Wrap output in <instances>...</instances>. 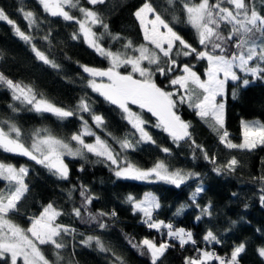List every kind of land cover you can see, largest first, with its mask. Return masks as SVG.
<instances>
[{
	"label": "trees",
	"instance_id": "1",
	"mask_svg": "<svg viewBox=\"0 0 264 264\" xmlns=\"http://www.w3.org/2000/svg\"><path fill=\"white\" fill-rule=\"evenodd\" d=\"M145 2L146 0H105L104 4L93 6L87 4L86 0H80L84 7L100 13L109 26L107 32L99 25L93 28L98 35L104 33L99 41L102 46L112 51L129 53L130 49L125 50L122 47L128 41L135 47L146 43L140 24L134 16V12ZM147 2L156 8L174 31L194 47H200L195 30L186 23L180 0L171 7L167 5L166 0ZM253 3L256 10L264 14V0H253ZM0 8L22 31L32 37L31 43H26L15 34L12 25L0 21V73L14 82L32 87L38 97L42 95L44 99L65 109L76 111L79 101L84 98L92 112L104 119V127L98 128L87 112L77 111V115L64 120L51 113H38L31 105L14 100L11 90L0 85V127L7 130V124L3 122L15 123L21 129V141L26 146H30L33 133L37 129H48L51 134L72 145V134L80 132L83 121H87L91 130L119 153L121 164L127 162L142 169H149L158 160H163L170 170L199 173L198 177L189 179L179 188L162 181L117 178L114 175L116 167L111 165L110 161H102L101 158L87 153L84 158H65L69 176L67 179H60L43 165L25 156L5 153L0 149V162L29 169L25 177L29 190L18 203V210L10 214L13 222L27 228L30 226V218L38 216L43 208L51 203L63 213L56 223L75 230L62 234L66 247L58 250L61 257L59 261L55 255L57 250L50 245L41 246L50 261L54 264H119L116 260L118 256L125 264H151L148 256L140 255L139 251L131 246L132 243L148 238L158 244L167 240L175 245L165 252L158 264H184L185 257L199 254L196 248L214 251L228 259L234 247L240 243H244L246 247L238 257V264H264V258L257 252L258 248L264 247V203H261L260 199L264 195V180L260 179L264 177V146L252 151L228 149L219 142L218 135L209 126V122L196 115L195 109L186 103H178L177 112L182 120L190 122L189 131L195 145L192 140L174 143L166 132L153 126L156 118L151 113L137 105H131L132 111L149 122L147 127L156 143H139L134 149L122 150L113 137H133V142L136 143V131L124 119V113L117 106L88 87L91 78L84 75L82 66L106 69L110 64L108 59L90 47L83 35L79 34L78 24L65 21L62 17L51 16L43 10L38 0H0ZM66 10L78 18L82 16L78 9ZM26 11L35 14L37 25L31 28L28 26L23 15ZM73 33H78L77 39L72 38ZM117 35L119 39H113V36ZM45 36L48 39H44ZM32 45L59 67L53 68L39 60L32 51ZM177 60L181 65L187 63L194 66L193 70L202 79H206V61H197L192 56H180ZM144 66H148L147 63ZM120 71L131 72V67L121 68ZM179 74L181 73L177 70L166 78L157 73L153 79L161 88L173 91L175 87L170 86L168 80ZM234 88L236 83L229 82L225 128L229 132V139L239 144L242 142L241 120L264 122V80L259 79L247 87L239 88L236 98L232 97ZM176 97L175 95L174 98ZM13 108L16 111H13ZM109 133L111 135H108ZM196 145L202 146L210 157L215 156V164L206 160ZM165 147L170 149V153L161 151V148ZM233 157L239 161L234 172L222 170L221 174H217L213 171L214 167L227 164ZM81 167L83 171H80ZM82 185L93 197L86 209L82 207ZM198 185H201L204 191L197 197V202L201 207L211 204L212 213L210 217L203 216L200 220L195 219L200 215V209L190 199ZM4 186V181L0 179V190H3ZM129 194L137 200H143L145 194L154 195L161 205L153 214L154 219L171 223L174 228L191 231L197 245L188 244L181 248L177 241L167 236V229L159 232L149 229L142 222L143 214L134 213L132 205L126 201ZM181 205L186 207L181 214L176 215ZM74 207L81 208L83 220L73 214ZM100 212H115V216L100 217L106 225L105 228L98 227L96 222H86L89 214ZM209 229L221 240L220 244H207L202 240ZM89 236L98 237L109 251L101 252L95 241L91 246L82 243ZM0 264H4L3 260H0Z\"/></svg>",
	"mask_w": 264,
	"mask_h": 264
},
{
	"label": "snow or ice",
	"instance_id": "2",
	"mask_svg": "<svg viewBox=\"0 0 264 264\" xmlns=\"http://www.w3.org/2000/svg\"><path fill=\"white\" fill-rule=\"evenodd\" d=\"M86 2L95 6L104 4L105 0H86ZM38 3L51 16L62 17L65 21H74L78 24L79 34L83 35L88 45L108 59L110 66L106 69L82 66L83 71L92 77L88 81V87L124 113V119L139 133L136 144H155L156 141L145 128L148 121L132 111L129 105H137L140 109L151 113L156 118V123L153 126L166 132L173 142L177 143L182 140H192L189 131L190 122L182 120L177 112L178 103H187L190 108L195 109L197 116L205 122H209V126L218 135L219 142L226 148L252 151L259 146H264V122L259 120H241V143L236 144L229 139V132L225 128V103L223 102L229 81L236 82V88L232 91V97L236 98L238 89L249 86L252 79L264 80V14L256 10L253 0H198V2L180 0L186 16V23L195 30L199 48L194 47L174 31L156 8L146 0L134 12L146 43L135 47L131 41H128L122 46L123 49H130L131 53H138V55L128 51H112L104 48L99 42L104 33L98 35L93 28L99 25L107 32L108 24L104 22L100 13L81 5L80 0H38ZM166 3L171 7L177 3V0H166ZM66 9H78L82 16L78 18ZM149 14L152 16L151 19H149ZM23 15L30 28L37 25L33 12L26 11ZM0 21H6L12 25L15 34L20 39L31 43L32 37L22 31L2 8H0ZM225 30H227L226 33ZM109 35L111 34L109 33ZM72 38L77 39L78 33H73ZM44 39H48V37L45 36ZM113 39H119V36H113ZM32 51L43 63L49 64L53 68L59 67L35 45H32ZM180 56H192L197 61H206L207 66L204 71L206 79H202L193 70L194 66L187 63L179 64L177 58ZM145 61L148 66H144ZM128 66L131 67V72L120 71L121 68ZM236 69L244 75H239ZM177 70L181 74L169 79L168 84L184 90V94L179 96L178 100L173 99L176 95L175 91H166L158 86L153 79L157 73L167 78L170 73ZM135 74H138L139 78H136ZM249 76L252 79L247 78ZM96 77H106L107 83H97ZM0 85L11 90L14 100L31 105L33 110L38 113H51L58 119L64 120L77 115V111L87 112L92 116L96 127H104L103 117L93 113L84 98L79 101L77 110L73 111L56 106L44 99L42 95L38 97L32 87L14 82L3 73H0ZM218 97L221 99L218 100ZM10 107L12 106L10 105ZM13 111L16 109L13 108ZM80 118L83 120L82 116ZM3 123L7 124V130L0 127V149L5 153L26 156L37 164L43 165L60 179H67L69 176V168L63 157L67 155L84 158L86 153H91L101 158L102 161H110L111 165H116L114 175L117 178L147 180L154 176L158 180L179 188L189 179L199 176V173L185 172L180 169L170 171L163 160H158L149 169H142L127 162L121 166L119 153H116L99 136H95L87 121H83L82 130L73 133L70 138L71 141H75L79 145L76 148H73L69 142L51 134L48 129L35 130L31 145L26 146L21 141V129L15 123L7 121ZM85 136H95V142H85ZM113 139L123 150L136 146L127 136L123 139L116 137ZM192 143L195 145L194 140ZM196 147L203 152L206 160L215 164V156L210 157L202 146L196 145ZM161 151L170 153V149L166 147L161 148ZM238 163L239 161L233 157L227 164L214 167L213 171L217 174H221L222 170L234 172ZM80 171H83L82 167ZM28 173L29 169L25 166L16 167L11 163L0 162V179L7 181L9 185L7 191L0 190V260H3L4 264H9L8 258L10 257V264H17L18 258L22 260V264H54L46 257L41 246H52L54 250H57L55 252L57 261L61 259L58 250L66 247L62 234L75 231L56 223L57 218L63 213L49 203L38 216L30 218V226L27 228L21 227L10 218V214L18 210V203L29 190L25 182ZM260 179L264 180V177ZM203 191L204 188L198 185L190 197L192 203L200 209V215L195 217L196 220L212 215L211 204L201 207L197 202V197ZM80 195L83 198L82 207L86 209V205L92 202L93 197L87 193L86 187L83 185ZM260 199L261 203H264V195ZM126 201L132 205L134 213L143 214L142 222L149 229H156L158 232L167 229V236L177 241L181 248L188 244L197 245V240L191 231L174 228L171 223L154 219V211L161 207L154 195L145 194L143 200H137L129 194ZM185 207V205H181L175 214H181ZM72 212L76 217L84 219L80 207H74ZM106 215L115 216V212L89 214L86 222H96L98 227L105 228L106 225L100 220V217ZM202 240L207 244L221 243V240L211 229L203 235ZM93 241L101 252L109 251L98 237L89 236L82 243L91 246ZM131 246L136 248L140 255L148 256L151 264H158L165 252L175 245L170 244L167 240L158 244L152 239L145 238L138 243H132ZM245 247L244 243L234 247L228 259L219 256L214 251L196 248L199 254L185 257L184 264H238V257L245 251ZM257 252L259 256L264 257V247L258 248ZM116 260L119 264H125L121 257L117 256Z\"/></svg>",
	"mask_w": 264,
	"mask_h": 264
},
{
	"label": "rangeland",
	"instance_id": "3",
	"mask_svg": "<svg viewBox=\"0 0 264 264\" xmlns=\"http://www.w3.org/2000/svg\"><path fill=\"white\" fill-rule=\"evenodd\" d=\"M152 18V16H151V14H149V19H151ZM98 26V25H97ZM94 27H96V26H94ZM142 30V29H141ZM162 31H164V29H161ZM143 32V31H142ZM147 62L145 61L144 62V65L146 64ZM236 71L238 72V74L239 75H241V76H243L244 74L243 73H240L239 72V70L238 69H236ZM138 78H139V76H138V74H135ZM180 75V74H179ZM136 77V78H137ZM247 78H249V79H252L250 76L249 77H247ZM257 80H259V79H252V82L250 83V84H252V83H255ZM100 82H103V83H107V81H97V83H100ZM230 83H231V81H229ZM232 83H236V82H232ZM249 84V85H250ZM227 90H228V85L226 86V93H225V96L223 97V102L225 103V107H226V96H227ZM173 91H175L176 92V98H177V100H178V98H179V96H181V95H183L184 94V90L183 89H179L178 88V86H175V89L173 90ZM198 94V93H197ZM176 98H174L173 97V99H176ZM194 99H195V97H194ZM218 100H220L221 98H217ZM18 102H21V101H18ZM187 104V103H186ZM131 105H129V107H130ZM149 123V122H148ZM147 123V124H148ZM147 124L145 125V128H146V130L149 132V134L151 135V133H150V130L148 129V127H147ZM82 130V129H81ZM13 136L15 135L14 133L12 134ZM135 135L138 137L139 136V133H137V132H135ZM95 136H97L96 134H95ZM95 136H85L84 137V139H85V142H87V143H94L95 142ZM135 137V136H134ZM134 145H136L135 146V148L137 147V145L138 144H136V143H134L133 142V137H127ZM32 140H33V138H32ZM32 140H31V143H32ZM31 143H30V145H31ZM74 145V146H73ZM73 148H76V147H79V145H77L76 144V142L74 141V144H72L71 145ZM130 149H134V148H130ZM123 150V149H122ZM127 150V149H126ZM87 154V153H86ZM65 158H73V159H75V158H80V157H72V156H67V155H65L64 157H63V159H65ZM111 163V162H110ZM119 163H120V165L121 166H123L124 164H121V162L119 161ZM115 167H117L116 165H114ZM170 170V169H169ZM170 171H172V170H170ZM162 181V180H158V179H156L154 176L153 177H151V178H149V179H147V180H141V181ZM4 181V183H5V186H4V191H7V189H8V187H9V185H8V182L7 181H5V180H3ZM162 182H165V181H162ZM166 183V182H165ZM157 210H155L154 211V213L156 212ZM153 213V214H154ZM58 219V218H57ZM264 258V257H263ZM9 259H10V257H9ZM17 264H22V260L21 259H19L18 258V261H17Z\"/></svg>",
	"mask_w": 264,
	"mask_h": 264
},
{
	"label": "water",
	"instance_id": "4",
	"mask_svg": "<svg viewBox=\"0 0 264 264\" xmlns=\"http://www.w3.org/2000/svg\"><path fill=\"white\" fill-rule=\"evenodd\" d=\"M84 75H85L86 77L92 79V77H91L88 73H85V72H84ZM95 79H96V81H107V78H106V77H105V78L96 77ZM187 141H188V140H182V141H180V142L185 143V142H187ZM25 157H26V156H25ZM27 158H28V157H27ZM28 159H29V158H28Z\"/></svg>",
	"mask_w": 264,
	"mask_h": 264
},
{
	"label": "built area",
	"instance_id": "5",
	"mask_svg": "<svg viewBox=\"0 0 264 264\" xmlns=\"http://www.w3.org/2000/svg\"><path fill=\"white\" fill-rule=\"evenodd\" d=\"M173 225V224H172ZM174 226V225H173Z\"/></svg>",
	"mask_w": 264,
	"mask_h": 264
}]
</instances>
